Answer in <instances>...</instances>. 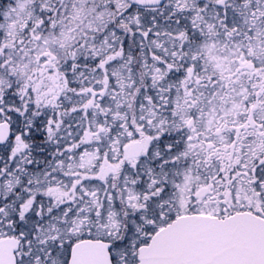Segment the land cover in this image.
<instances>
[{
    "label": "snow or ice",
    "instance_id": "obj_1",
    "mask_svg": "<svg viewBox=\"0 0 264 264\" xmlns=\"http://www.w3.org/2000/svg\"><path fill=\"white\" fill-rule=\"evenodd\" d=\"M0 264H264V0H0Z\"/></svg>",
    "mask_w": 264,
    "mask_h": 264
}]
</instances>
